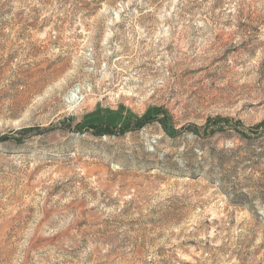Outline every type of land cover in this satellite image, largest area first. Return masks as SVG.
<instances>
[{
    "label": "rangeland",
    "instance_id": "obj_1",
    "mask_svg": "<svg viewBox=\"0 0 264 264\" xmlns=\"http://www.w3.org/2000/svg\"><path fill=\"white\" fill-rule=\"evenodd\" d=\"M0 264H264V0H0Z\"/></svg>",
    "mask_w": 264,
    "mask_h": 264
}]
</instances>
